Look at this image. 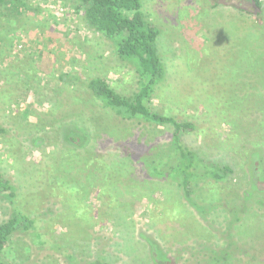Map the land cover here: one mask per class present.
<instances>
[{"label":"rangeland","instance_id":"obj_1","mask_svg":"<svg viewBox=\"0 0 264 264\" xmlns=\"http://www.w3.org/2000/svg\"><path fill=\"white\" fill-rule=\"evenodd\" d=\"M262 1L258 14L250 0H143L146 16L162 29L158 46L167 69L152 107L194 121L198 130L186 143L206 156L221 149L220 156L236 165L221 187L219 206L207 208L204 218L177 182L147 178L139 158L111 160L108 149L120 141L145 152L146 162L156 159L170 145L172 130L124 122L92 101L81 85L88 79L102 77L129 95L138 78L116 59L111 42L87 26L77 2L0 0V124L8 129L0 137V173L17 196L0 193V222L19 206L41 219V231L54 244L20 231L0 257L8 264H86L100 257L108 264H157L163 255L173 264H209L210 247L226 248L232 238L245 253L226 249L228 258L235 257L230 264H264V197L241 198L264 179V130L253 127L262 116L253 107L228 112L220 97L242 83V75L252 86L263 69L255 61L239 69L235 59L247 48L252 59L264 56ZM62 73L70 83L60 79ZM257 91L245 86L242 94ZM240 116L241 127L232 129ZM73 136L82 139L76 143ZM245 145L256 149L247 161ZM129 164L136 175L126 172ZM207 180L199 181L197 196L212 187ZM108 186L124 194L120 212L111 216L106 209L115 200Z\"/></svg>","mask_w":264,"mask_h":264},{"label":"trees","instance_id":"obj_2","mask_svg":"<svg viewBox=\"0 0 264 264\" xmlns=\"http://www.w3.org/2000/svg\"><path fill=\"white\" fill-rule=\"evenodd\" d=\"M75 1L77 2V8L82 11L87 26L111 42L116 59L130 65L138 78L137 90L129 95L117 92V90L102 77L90 78L81 85H83L86 91L92 96V101L100 102L104 108L110 109L111 112L124 122H139L150 126L152 129L169 127L172 130L170 134V145L163 147L156 156V159H150L146 162L148 158L143 156L146 154L145 152L141 154L142 151L140 152L136 149L132 150L125 142L120 141L108 149L109 153L112 154L111 160L120 158L123 155L129 158L130 161H135L136 158H139L138 162H142L141 164L143 165L141 171L144 172L147 178H158L162 182H169L170 180L177 182L184 197L189 200L190 205L206 218V215H208L207 208L214 209L219 206L216 205V202L221 198V195H219L221 187L224 186L225 183L231 181L236 173V165L234 160H227L224 159L223 156H220L222 153L221 149L215 150V152L217 151L216 153L212 152L206 156L186 143L187 138L198 130L197 124L194 121L162 114L152 107V102L167 75V69L158 46L162 29L146 16L143 11V0ZM250 1L256 9V13H261L263 1ZM247 50L248 53L246 56ZM247 50L242 57H235L239 62L236 67L239 69H246L249 67L250 69L253 61L256 63L261 62L259 63V67L263 66V69H260L261 73L256 76L257 79L254 80L252 78L254 80L253 83L255 82L252 86H250L251 82H249V80H245L246 77L244 78V75L241 77V81L246 84L245 86H248V88L255 87L258 91L256 93L248 92L242 94V90L245 87L243 86L244 83H238L237 81V84L233 85L232 88L229 87L228 91H224L220 97L223 100L222 104L225 105L228 112L239 114L241 110H245L246 112L248 108L251 107L259 110L262 118L260 117V121L253 127L256 132L257 130L260 132L264 130V74H262L264 72V56L260 58L257 57L258 59L253 57L254 59H252L249 55L252 54L250 53L252 50H250V48H247ZM245 56L247 60H244ZM257 68L258 67H255L253 72L258 71L256 70ZM68 77V73H62L60 75L62 81L70 83L71 81ZM236 118L237 120L231 124V128L237 130L241 127L239 121H241L243 117L241 118L240 116ZM243 127L244 126L241 128L242 130ZM7 132L8 129L0 124V137L6 135ZM72 139L78 143L82 138L73 136ZM255 145L256 144H253V146ZM241 149L243 150V156L246 161L252 157L256 150L254 148L247 149V145ZM262 160H264V157ZM130 167V164L124 167L126 172L131 175H136V169L132 171ZM134 167L136 168L135 165ZM206 177L209 179L207 180L208 185L212 187L206 190V194H204L203 197L197 196L196 194H198V191L202 188L199 181ZM252 189L253 191L250 195L246 190L245 195H241L238 191H233V196L239 197L241 195V198L246 197L252 200L255 199L259 202V199L264 197V179H256V181L252 183ZM107 191L111 194L110 198L115 200V202L108 203L106 212L109 215L110 212L112 214L119 213V209L122 205H119L120 202L118 201L122 200L124 194L120 189H113L111 186H108ZM0 193H8L12 199H16L17 197L13 183L2 173H0ZM200 200L203 201L201 202L204 203L203 205L200 204ZM13 204H16V202L13 201ZM227 209L230 211L229 213H232L234 210L232 208ZM98 213L105 214V212H101V209L98 210ZM233 214H235V211ZM235 217L237 222L242 219L241 216ZM40 220L41 219L38 217H31L18 206L9 219L0 222V253L6 250L11 238L20 231L34 232L37 240L42 245L51 243L52 245H50L53 246L54 244L47 239L48 236L46 233L41 231ZM235 221L233 218L229 221L230 225H228L227 231L233 229ZM229 235L231 236V234ZM197 244L202 248L206 246L201 244V241H198ZM225 246L226 248L210 247V256L208 257L209 264H230L235 257L228 258L229 254H226L225 250L231 247H235V252L239 254L245 253V246L238 245L237 241H234L232 238L226 241ZM154 256L157 255L154 254ZM159 256L156 262L157 264H173L171 261L165 260L163 255ZM139 258L144 259V256H140ZM148 261H151L150 255ZM0 264L8 263L0 257ZM86 264L108 263L104 261L103 257H100Z\"/></svg>","mask_w":264,"mask_h":264}]
</instances>
